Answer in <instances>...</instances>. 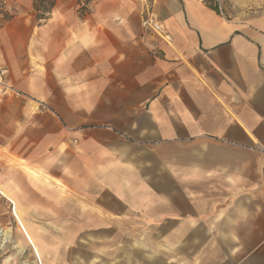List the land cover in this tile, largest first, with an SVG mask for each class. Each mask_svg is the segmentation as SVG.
<instances>
[{"label": "crops", "instance_id": "1", "mask_svg": "<svg viewBox=\"0 0 264 264\" xmlns=\"http://www.w3.org/2000/svg\"><path fill=\"white\" fill-rule=\"evenodd\" d=\"M144 1L165 36L126 0L3 24L0 177L80 228L154 231L155 264H264V13Z\"/></svg>", "mask_w": 264, "mask_h": 264}, {"label": "rangeland", "instance_id": "2", "mask_svg": "<svg viewBox=\"0 0 264 264\" xmlns=\"http://www.w3.org/2000/svg\"><path fill=\"white\" fill-rule=\"evenodd\" d=\"M29 1L0 0V28L9 20L22 16H26L30 25L38 27L44 24L45 21L34 19L33 0L31 5ZM121 1L55 0L54 8L60 13L72 9L83 18L91 12L93 3L100 2L106 8L118 11ZM126 1L139 3L141 18L145 10L150 11L144 0ZM204 1L225 17L245 18L264 13V4L243 5L237 0ZM1 159L0 165L3 164ZM12 187L13 177H0V191L16 205L15 210L14 204L0 194V264H155L154 231L80 228L83 215H77L73 206L63 213L59 210L60 206H53L44 213V205L37 198H30L29 203L27 190L17 189L16 193L25 194V197L22 196L20 205L14 201ZM19 220L27 223L32 230L20 229Z\"/></svg>", "mask_w": 264, "mask_h": 264}, {"label": "built area", "instance_id": "3", "mask_svg": "<svg viewBox=\"0 0 264 264\" xmlns=\"http://www.w3.org/2000/svg\"><path fill=\"white\" fill-rule=\"evenodd\" d=\"M141 26L143 29L150 31L158 37L166 35L163 26L158 23L147 10H145L141 18ZM6 75L7 70L0 64V101L9 95H19V93L6 81Z\"/></svg>", "mask_w": 264, "mask_h": 264}, {"label": "trees", "instance_id": "4", "mask_svg": "<svg viewBox=\"0 0 264 264\" xmlns=\"http://www.w3.org/2000/svg\"><path fill=\"white\" fill-rule=\"evenodd\" d=\"M55 5V0H34L32 9L34 12V19L37 22L46 21ZM213 11L217 12L216 8H212L209 6Z\"/></svg>", "mask_w": 264, "mask_h": 264}]
</instances>
